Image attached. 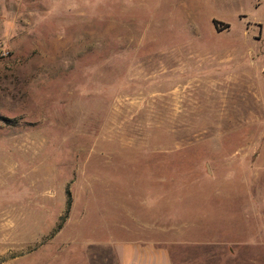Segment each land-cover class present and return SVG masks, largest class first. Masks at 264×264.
Here are the masks:
<instances>
[{"label":"rangeland","instance_id":"374dc122","mask_svg":"<svg viewBox=\"0 0 264 264\" xmlns=\"http://www.w3.org/2000/svg\"><path fill=\"white\" fill-rule=\"evenodd\" d=\"M137 240L264 264V0H0V264Z\"/></svg>","mask_w":264,"mask_h":264},{"label":"crops","instance_id":"0c3cea01","mask_svg":"<svg viewBox=\"0 0 264 264\" xmlns=\"http://www.w3.org/2000/svg\"><path fill=\"white\" fill-rule=\"evenodd\" d=\"M202 244V254L199 257L188 258L184 253L173 252L162 243L150 244L142 240L125 242L114 247L117 264H227V252L235 259L230 244L218 247V252H213V246ZM211 248V249H210Z\"/></svg>","mask_w":264,"mask_h":264}]
</instances>
